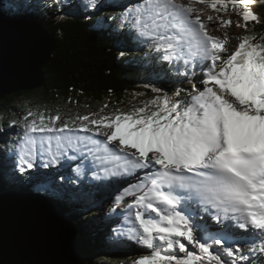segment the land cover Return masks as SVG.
Returning <instances> with one entry per match:
<instances>
[{
	"label": "snow or ice",
	"instance_id": "obj_1",
	"mask_svg": "<svg viewBox=\"0 0 264 264\" xmlns=\"http://www.w3.org/2000/svg\"><path fill=\"white\" fill-rule=\"evenodd\" d=\"M194 2L216 11L231 5L243 22L236 21V27L245 30L250 21L259 22L254 11L241 8L255 0H138L117 27L160 54L152 57L154 63L183 59L187 66L197 59L203 89L189 78L192 89L184 99L158 95L129 113L72 121L30 110L23 134L14 142L12 177L17 182L38 178L40 168L62 166V160L78 162L77 176L90 173L102 183L153 170L136 176L137 183L129 185L132 191L125 189L108 201V213L115 214L126 196L135 197L127 205L133 225L129 239L150 251L133 264H229L213 244L233 257L246 244L255 250L259 241L264 254V43L243 36L235 51L222 56L227 40L209 33ZM98 6L97 0L92 7ZM23 7L0 0V14ZM232 23L221 20L220 26ZM172 70L180 73L178 67ZM112 162L119 163L109 167ZM38 190L55 197L82 195L55 181Z\"/></svg>",
	"mask_w": 264,
	"mask_h": 264
},
{
	"label": "trees",
	"instance_id": "obj_2",
	"mask_svg": "<svg viewBox=\"0 0 264 264\" xmlns=\"http://www.w3.org/2000/svg\"><path fill=\"white\" fill-rule=\"evenodd\" d=\"M21 1L26 8L36 5L37 20L42 21L49 32L58 39V50L44 69L47 86L40 89L45 97L53 98L58 110L78 104L81 106L80 110L87 111L89 115L96 114L102 108L116 114L120 111L117 107L119 104L137 95L154 99L158 95L167 94L180 100L187 97L192 83L199 89L204 87L201 83L203 72L200 63L185 66L183 62L173 61L167 68L164 61L153 62L152 57L160 54L148 46L140 45L127 33L121 34L117 25L122 23V12L126 10L125 6L129 0H116L117 4L121 2L125 6L118 5L109 12L104 10L103 4H99L98 9L92 10L91 15L86 13L81 2L61 14V4L58 0ZM242 6L250 8L259 17V22L248 30L247 36L261 38L264 36V0H255L251 5ZM113 17L116 19H112ZM261 43H264V40H261ZM121 52L125 54L121 56ZM177 67L180 73L172 70ZM186 69L187 75L184 74ZM189 78L192 83H189ZM153 89L163 91L155 92ZM177 89L181 90L178 96L175 95ZM23 94H16L15 97ZM9 98L6 97L5 100ZM91 103L92 110L89 107ZM83 104L85 105L82 106ZM13 108L23 110L25 107ZM0 123L6 131V134H3L4 144L0 149V181L11 188L30 187L27 179L17 182L12 177L16 147L14 142L24 129L15 130L18 134L8 138L11 126L3 115H0ZM89 174L80 184V196L57 198L44 193V196L63 204L77 225L80 232L82 264H124L128 261L127 254L133 248L141 253L149 252L146 247L129 239V229L133 225L129 222L127 210H117L115 214H109L108 209L112 205L98 201L107 181L102 183L93 180ZM72 184L78 187L77 183ZM85 204L87 209L83 207ZM241 238L247 239V236ZM116 239H120L121 243L113 248ZM258 245L259 241L257 248L253 250L246 244L237 255L248 259L239 258L237 264H264V254L259 253ZM212 247L224 253L220 245L213 244ZM233 247L235 248V245Z\"/></svg>",
	"mask_w": 264,
	"mask_h": 264
},
{
	"label": "water",
	"instance_id": "obj_3",
	"mask_svg": "<svg viewBox=\"0 0 264 264\" xmlns=\"http://www.w3.org/2000/svg\"><path fill=\"white\" fill-rule=\"evenodd\" d=\"M36 13L33 4L0 14V102L47 86L44 69L58 50V39ZM79 236L63 204L0 181V264H82Z\"/></svg>",
	"mask_w": 264,
	"mask_h": 264
},
{
	"label": "rangeland",
	"instance_id": "obj_4",
	"mask_svg": "<svg viewBox=\"0 0 264 264\" xmlns=\"http://www.w3.org/2000/svg\"><path fill=\"white\" fill-rule=\"evenodd\" d=\"M60 1L61 4V8L59 9V12L61 14L65 13L66 11H69L71 9H73L74 4H76L77 2H81L83 5V9L86 10V13H88L89 15L92 14V10L93 9H98V7L93 8L92 5L96 4L97 1L95 0H58ZM116 0H100V2H98V4H103V8L106 12L112 11L115 9L116 6L118 5H123L125 6V4L121 3L117 4ZM104 2V3H103ZM138 2V0H129V2L126 4V8H131L132 6H134L136 3ZM183 3L188 4L189 0H182ZM85 5H88V7H85ZM195 8L197 9H201L200 11H202V15L201 18H203V20L205 22H210L207 17L208 16H212L214 19L211 21L212 23H215L214 25V30L216 28V26H219L220 30H224L225 32L228 33V37L224 34H222L219 38L222 40H227V43L225 45V47L227 48V51L224 53H221L222 56H228L230 55L233 51H235L236 47L238 46V44L240 43V37L243 36H247L248 35V30L252 29L256 22L255 21H250L248 23V27L247 30H245V28L243 27H236V21L240 20L241 23V17L239 15H237V13L232 9L231 5H229L227 11H216L211 9L209 4H205V3H198V2H194L193 5ZM197 6V7H196ZM241 8H244L241 5ZM91 10V11H90ZM205 11V12H204ZM123 16H127L128 12L126 10H124L122 12ZM206 15V16H205ZM122 16V17H123ZM220 19H219V18ZM217 19V22H215ZM219 20V21H218ZM221 20H231L233 21V23L229 26L225 27H221L220 26V21ZM207 24V23H206ZM229 28V29H228ZM228 29V30H226ZM209 30V29H208ZM222 30V31H223ZM230 32V33H229ZM127 36V35H126ZM226 37V38H225ZM222 40V41H223ZM256 40L261 42V38H257ZM229 41V42H228ZM255 42V41H254ZM140 45H145L147 46V44H142L139 43ZM175 63L177 62H183L184 64V60L180 59V60H173ZM171 61L166 62L165 66L168 68L170 67L171 63L173 62ZM197 63H200L197 59H193L188 65H196ZM32 92V93H29ZM29 92H24L23 95L19 96V97H15V95L9 96V100H2L0 102V115L4 116L7 120L8 123L10 125H12V122L15 121V124L11 126L8 134V138H13L14 136H16L18 134V129H24V124H25V120L24 117L27 115V113L31 110L33 112H44L45 115H56L59 114L61 116L62 120H68V121H72L75 120L77 116H84V115H89V113L87 111H83L80 110L81 106L78 104L70 105L69 107H65L64 109L58 110L56 104L53 102V98H47L45 97V95L40 91V90H36V91H29ZM151 100H153L152 98L149 99L147 96H134L132 97V99L128 98V100L124 101L123 103L119 104L117 107L120 109V113H129L131 111H133L136 108H140L145 106L146 103L150 102ZM8 105V106H7ZM85 104H83L82 106H84ZM7 106V107H6ZM13 107H25L23 110L22 109H14ZM90 110H92L93 108V104L91 103L89 105ZM154 108V107H153ZM96 114H98L99 116H113L114 115V111H108L102 108L101 111L97 112ZM90 117L92 116L89 115ZM58 126L60 122H57ZM0 149L1 147H3V134H6V131H4L1 127V123H0ZM23 132L20 134L22 135ZM80 135H84L83 133H80ZM99 139H103L102 137ZM62 166L59 165H54L51 169H47V168H40L39 169V177L37 178L36 176H33L31 178V180L27 179V184H29L30 187H26V188H31L32 190L43 194L44 193H49L51 197H55L53 195H51L50 191L49 192H44V191H40L38 190L41 184H46V183H51L52 181H55L56 184H64L66 187L68 188H76L79 190H82V187L80 186V184L84 181V177L81 176H77L76 174V169H77V165L78 162L76 161H67L65 162L64 160L61 161ZM158 167V166H157ZM153 170L152 169H148L144 171H138L136 173V176H139L141 178H143L145 176V173H151ZM27 176V174H25ZM91 175V174H89ZM63 176V180L60 179V177ZM136 176H132V177H127V178H123V179H116L111 183L105 184V186H103V192L101 197L99 198V202L100 203H104L106 205H111L110 203H108V201L110 199L114 200L116 195H119L121 193L124 192L125 189H127L128 191H132V189L129 187L130 184H135L137 183V179ZM73 181H76L78 187L74 186L72 183ZM41 182V183H39ZM139 193H137L138 195ZM50 197V198H51ZM58 198V197H57ZM135 197L134 196H126L125 197V201L121 203L120 207L117 210H120L121 212L127 210V205L131 204L134 201ZM84 209L86 208V204L83 206ZM87 209V208H86ZM214 227H218V226H214ZM242 232V230H239ZM242 236H245L242 234ZM121 243L120 239H116L115 242L113 243V248L114 245ZM185 243H187L185 241ZM189 248H191L190 245H188ZM116 249L118 250V247H116ZM194 251H198L193 249ZM141 254L140 250L133 248V250H131L127 256H128V261L125 262L124 264H133V260L134 259H138L139 255ZM221 255V257L224 260H227L229 262V264H237L239 263L240 259H239V255H235L233 257H229L227 256V254L224 252L219 253ZM183 253H179V256H183Z\"/></svg>",
	"mask_w": 264,
	"mask_h": 264
},
{
	"label": "bare ground",
	"instance_id": "obj_5",
	"mask_svg": "<svg viewBox=\"0 0 264 264\" xmlns=\"http://www.w3.org/2000/svg\"><path fill=\"white\" fill-rule=\"evenodd\" d=\"M194 7V6H193ZM197 7V6H196ZM201 10V9H200ZM202 12V11H201ZM205 12V11H204ZM206 16V15H205ZM219 18V17H218ZM202 20H203V18H201ZM220 19V18H219ZM205 20V19H204ZM203 20V21H204ZM219 21V20H218ZM205 22V21H204ZM215 22H217V19H216V21ZM207 23V24H206ZM205 24H206V26H207V28L209 29L208 31H209V33L212 35V36H214V37H220L222 34H224V36L226 35L227 37H228V33L227 32H225L223 29V31L222 30H220L219 29V26L217 27L216 26V28H215V30H214V25H215V23H212L211 21L210 22H205ZM223 28V27H222ZM226 28V27H225ZM229 29V28H228ZM228 29H226V30H228ZM230 33V32H229ZM221 38V37H220ZM226 38V37H225ZM223 40V39H222ZM229 42V41H228ZM227 49V48H226ZM117 163H119V162H112V163H110L108 166L109 167H114ZM138 171H144V169H140V170H138ZM3 183V182H2ZM39 183H41V182H39ZM4 184V183H3ZM6 185V184H5ZM9 187V186H8Z\"/></svg>",
	"mask_w": 264,
	"mask_h": 264
}]
</instances>
